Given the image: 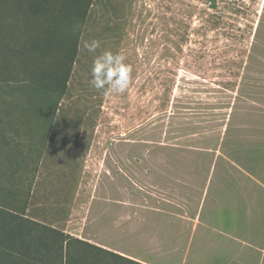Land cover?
Returning a JSON list of instances; mask_svg holds the SVG:
<instances>
[{
	"label": "rangeland",
	"instance_id": "obj_1",
	"mask_svg": "<svg viewBox=\"0 0 264 264\" xmlns=\"http://www.w3.org/2000/svg\"><path fill=\"white\" fill-rule=\"evenodd\" d=\"M32 2L0 0V207L154 257L156 207L264 131V0Z\"/></svg>",
	"mask_w": 264,
	"mask_h": 264
},
{
	"label": "crops",
	"instance_id": "obj_2",
	"mask_svg": "<svg viewBox=\"0 0 264 264\" xmlns=\"http://www.w3.org/2000/svg\"><path fill=\"white\" fill-rule=\"evenodd\" d=\"M260 133L239 136L202 186L188 185L187 196L173 195L156 207L157 217H165L156 223L154 257L97 243L143 264H264V131Z\"/></svg>",
	"mask_w": 264,
	"mask_h": 264
},
{
	"label": "trees",
	"instance_id": "obj_3",
	"mask_svg": "<svg viewBox=\"0 0 264 264\" xmlns=\"http://www.w3.org/2000/svg\"><path fill=\"white\" fill-rule=\"evenodd\" d=\"M31 8L39 10L38 0ZM54 80L57 91L62 79ZM0 264L142 263L0 207Z\"/></svg>",
	"mask_w": 264,
	"mask_h": 264
}]
</instances>
